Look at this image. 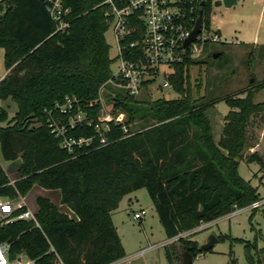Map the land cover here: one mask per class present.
<instances>
[{"label": "trees", "instance_id": "obj_1", "mask_svg": "<svg viewBox=\"0 0 264 264\" xmlns=\"http://www.w3.org/2000/svg\"><path fill=\"white\" fill-rule=\"evenodd\" d=\"M100 2L64 0L71 10L69 27L57 32L41 0H0V49L6 70L0 99L10 98L17 105L14 116L0 127V152L6 162L20 160L19 179L13 184L0 165V199L22 198L37 184L58 190L61 204L76 216L73 220L47 198L37 197L36 223L0 220V244L8 246L11 260L19 255L34 264H112L122 259L111 214L125 195L139 189L147 191L167 239L260 199L257 188L240 176L238 165L242 160L256 163L259 182L264 179L261 158L256 153L243 156L254 146L247 129L264 107L253 102V91L263 89L264 80L223 99L230 110L214 142L205 116L214 102L194 97L189 84L195 61L185 58L165 75L175 99L140 101L111 89L113 59ZM210 3L205 0L199 14L204 30L209 29ZM101 89L115 92L114 115H125L122 124L108 123L104 145L95 131L100 124L95 101ZM65 98H75L91 122L68 131V136L90 139L71 152L61 148L50 127L52 121L66 120L49 115ZM5 117L0 108V119ZM135 119L143 127L132 131L129 125ZM123 125L129 136L123 134ZM25 211L19 207L8 219ZM179 242L181 252L193 259L202 252L194 241ZM165 254L170 264L179 263L171 249L165 248ZM256 254L254 264H264V248Z\"/></svg>", "mask_w": 264, "mask_h": 264}, {"label": "rangeland", "instance_id": "obj_2", "mask_svg": "<svg viewBox=\"0 0 264 264\" xmlns=\"http://www.w3.org/2000/svg\"><path fill=\"white\" fill-rule=\"evenodd\" d=\"M215 1L217 0H211L209 5V29L202 28V42L196 44L199 50L193 53L188 51L187 57L197 63L189 68L192 95L196 98L204 97L206 102H214L213 107L205 112V116L210 122L214 142H217L222 131L223 118L230 110L223 99L248 88L254 82L264 80V0H236L235 5L228 8L224 5L216 7ZM216 30L221 31L223 39L214 40ZM104 37L110 48L109 56L113 57L116 42L110 28ZM215 53H219V57L213 58ZM162 71L163 74L172 72L167 68ZM5 73L3 50L0 49V79ZM164 79V75H159L153 84L135 97L140 101L177 98ZM111 87L113 91H118L117 87ZM114 97L115 92L106 89L99 91V122L114 118L125 121L124 114L114 115ZM253 102L264 105V88L253 91ZM0 108L6 111V117L0 119V127H5L16 113L17 105L10 98L0 99ZM141 127L143 123L136 119L129 125L132 131ZM247 131L254 146L245 149L243 156L246 158L256 153L264 162V107L256 117L251 118V127ZM0 165L10 181L19 179V159L6 162L0 152ZM258 171L259 166L256 163H246L244 160L239 162L240 176L253 188H257V196L261 199L264 197V179L259 182ZM48 193L60 195L57 190H46L34 184L24 197L12 203L22 201V207L35 215L36 198H47L45 196ZM0 200L8 201L3 198ZM142 210L144 216L135 220L133 215ZM251 214V210L243 209L234 216L218 218L201 231H190L168 240L147 191L139 189L125 195L112 215L125 254L113 264H170L165 248L176 253L178 262H181L183 252L179 238L194 241L201 246L210 236L216 239L213 248L210 251H202L191 264H254L256 252L264 248V209L256 210L252 217ZM176 263L174 260L171 264Z\"/></svg>", "mask_w": 264, "mask_h": 264}, {"label": "built area", "instance_id": "obj_3", "mask_svg": "<svg viewBox=\"0 0 264 264\" xmlns=\"http://www.w3.org/2000/svg\"><path fill=\"white\" fill-rule=\"evenodd\" d=\"M41 1L55 24L56 31H65L69 27L71 10L65 6L64 0ZM204 2L205 0H101L99 6L104 7V18L116 42V52L111 57L113 63L108 83L129 96H136L144 90L146 84L148 86L153 84L159 75H167L163 74L162 69H171L173 65L188 58V51L197 52L199 48L196 44L202 42V31L196 41L187 48H184V42L193 30ZM132 37L134 39H130ZM217 39L215 35L214 40ZM51 114L57 118L66 117V120L52 121L50 125L52 132L60 139L61 148L71 152L74 147L90 143V139L68 136V131L77 125H91L75 98H65L62 103H56L49 111V115ZM109 122L123 123L119 118L99 122L95 131L102 145L106 143L102 135L109 130ZM121 129L125 136H129L126 126L123 125ZM19 207L22 206H14L9 201L0 200V220L10 223L12 220L21 219L36 223L34 215L28 211L8 219ZM243 209L251 211L264 209V197L245 208L234 207L225 216H234ZM144 214L142 210L135 213L133 218L140 220ZM211 223H202L193 231H201ZM0 264H34V261L24 255L11 260L8 257V246L0 244Z\"/></svg>", "mask_w": 264, "mask_h": 264}, {"label": "water", "instance_id": "obj_4", "mask_svg": "<svg viewBox=\"0 0 264 264\" xmlns=\"http://www.w3.org/2000/svg\"><path fill=\"white\" fill-rule=\"evenodd\" d=\"M235 3H236V0H217V1H215L214 5L216 7L224 5L225 7L228 8V7H231L232 5H235ZM202 5H204V3H202ZM201 28H202L201 20H200V18H198L196 23H195L193 30L190 32L189 36L187 37V39L184 42V48H187L189 46V44L196 41L198 35L202 31ZM215 35L218 38L223 39V37L221 36L220 30H216ZM219 55H220L219 53H215V54H213V58H217V57H219ZM215 243H216L215 237L210 236L207 239V241L205 242V244L199 246V249L201 251H204V252L210 251L213 248V246L215 245ZM192 261H193V257L189 253L183 252L181 262L176 263V264H191Z\"/></svg>", "mask_w": 264, "mask_h": 264}, {"label": "crops", "instance_id": "obj_5", "mask_svg": "<svg viewBox=\"0 0 264 264\" xmlns=\"http://www.w3.org/2000/svg\"><path fill=\"white\" fill-rule=\"evenodd\" d=\"M6 74V73H5ZM5 76V75H4ZM3 76V77H4ZM2 77V78H3ZM1 78V79H2ZM0 79V80H1ZM10 181V180H9ZM16 181V180H15ZM15 181H10V184H13ZM56 191V190H55ZM58 191V190H57ZM59 192V191H58ZM56 195H53V194H47V196H45V197H47V199L48 200H50L51 202H52V204L57 208V210L59 211V212H61V213H64V214H66V215H68L71 219H73V220H75L76 219V216H75V214L67 207V206H65V205H62L61 204V202H60V199H61V196L60 195H58V193H55ZM59 194H60V192H59ZM56 196V197H55ZM12 203V202H11ZM14 206H22V201L19 203V201L17 202V203H12ZM36 211H37V209H36ZM116 211V210H115ZM114 211V212H115ZM114 212H112V214H111V221H112V224H113V226L115 227V225H114V218H113V213ZM115 230H116V227H115ZM168 240H170V239H168ZM119 261V260H118ZM117 262V261H116ZM115 263V262H114ZM113 264V263H112Z\"/></svg>", "mask_w": 264, "mask_h": 264}]
</instances>
